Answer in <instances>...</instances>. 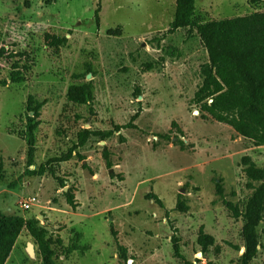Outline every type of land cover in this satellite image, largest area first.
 <instances>
[{"label": "rangeland", "instance_id": "obj_1", "mask_svg": "<svg viewBox=\"0 0 264 264\" xmlns=\"http://www.w3.org/2000/svg\"><path fill=\"white\" fill-rule=\"evenodd\" d=\"M175 6L176 0H0V82H6L0 85V213L35 219L55 264H240L243 219L223 202L244 212L254 193L249 185L261 182L245 176L241 159L264 169V146L193 104L209 58L194 29L170 31ZM260 12L264 0H195L193 18L207 23ZM17 69L24 82L12 84ZM88 84L91 103L67 99L71 86ZM29 96L43 105L31 165L22 136ZM114 126L123 128L105 141L91 137L61 161L80 131ZM68 189L75 210L66 203ZM178 202L188 210L179 211ZM261 216L249 264H264V203ZM200 228L214 239L205 253ZM174 238L182 259L174 256ZM74 243L85 250L70 251ZM5 264H42L26 230Z\"/></svg>", "mask_w": 264, "mask_h": 264}, {"label": "trees", "instance_id": "obj_2", "mask_svg": "<svg viewBox=\"0 0 264 264\" xmlns=\"http://www.w3.org/2000/svg\"><path fill=\"white\" fill-rule=\"evenodd\" d=\"M195 0H176L174 19L170 31L178 29H194L207 51L209 63L201 69L202 83L195 92L193 104L200 106L203 113L208 114L215 121L230 126L237 134L250 139L255 147L264 146V12L251 16L234 19H224L207 23L194 21ZM98 9L95 12L97 19ZM60 44L65 39L58 41ZM4 49H0V57ZM12 84L24 82L21 71H14L10 77ZM6 86V82H0ZM67 99L72 103L88 104L93 101L90 84L85 87L71 86L68 89ZM209 100L211 102L209 103ZM42 103L36 102L29 96L26 102V127L22 136L27 142L28 164L31 165L35 146V132L39 126L38 118ZM137 115L133 117L135 120ZM131 126V125H128ZM123 127L114 126L108 131L82 130L77 134V143L63 157L69 160L72 153L83 147L91 137L105 141L118 133ZM81 160L83 157L77 155ZM103 158L107 169H111L108 152L103 150ZM241 165L245 176L261 182L259 188L254 189L251 199L247 202L242 213L237 205L224 201L223 204L235 219L242 218L241 236L244 242V252L240 264H249L257 254V238L255 229L262 221L264 203V169L258 168L251 158L243 157ZM86 167V166H84ZM40 168L38 174L43 173ZM3 177V163L0 160V180ZM216 194L223 197L220 182L216 183ZM66 203L72 210L78 207L73 192L68 189L64 193ZM156 205L162 207V202L153 194L147 195ZM177 209L186 212L184 203L178 202ZM22 230L38 245L42 264H55L53 251L48 240H45L42 230L35 219L24 220L22 217L5 216L0 213V264H5ZM81 235H77L80 240ZM198 245L203 253L208 246L214 244V239L204 233L203 228L198 232ZM173 253L182 259L179 251L178 239H173ZM70 251L85 250L76 245L70 246ZM119 257L127 259L126 249L118 247Z\"/></svg>", "mask_w": 264, "mask_h": 264}, {"label": "built area", "instance_id": "obj_3", "mask_svg": "<svg viewBox=\"0 0 264 264\" xmlns=\"http://www.w3.org/2000/svg\"><path fill=\"white\" fill-rule=\"evenodd\" d=\"M33 202V199H29L21 204L23 210H28Z\"/></svg>", "mask_w": 264, "mask_h": 264}, {"label": "water", "instance_id": "obj_4", "mask_svg": "<svg viewBox=\"0 0 264 264\" xmlns=\"http://www.w3.org/2000/svg\"><path fill=\"white\" fill-rule=\"evenodd\" d=\"M28 253L32 254V247L30 245H28Z\"/></svg>", "mask_w": 264, "mask_h": 264}]
</instances>
